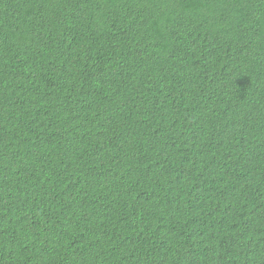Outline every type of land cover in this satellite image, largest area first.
Masks as SVG:
<instances>
[{"label":"trees","instance_id":"obj_1","mask_svg":"<svg viewBox=\"0 0 264 264\" xmlns=\"http://www.w3.org/2000/svg\"><path fill=\"white\" fill-rule=\"evenodd\" d=\"M0 264H264V0H0Z\"/></svg>","mask_w":264,"mask_h":264}]
</instances>
